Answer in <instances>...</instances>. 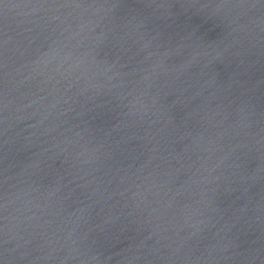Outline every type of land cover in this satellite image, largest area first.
<instances>
[{
  "label": "water",
  "instance_id": "1",
  "mask_svg": "<svg viewBox=\"0 0 264 264\" xmlns=\"http://www.w3.org/2000/svg\"><path fill=\"white\" fill-rule=\"evenodd\" d=\"M0 264H264V0H0Z\"/></svg>",
  "mask_w": 264,
  "mask_h": 264
},
{
  "label": "clouds",
  "instance_id": "2",
  "mask_svg": "<svg viewBox=\"0 0 264 264\" xmlns=\"http://www.w3.org/2000/svg\"><path fill=\"white\" fill-rule=\"evenodd\" d=\"M98 256H99V254H97V256H95V257H93V258L98 260Z\"/></svg>",
  "mask_w": 264,
  "mask_h": 264
}]
</instances>
